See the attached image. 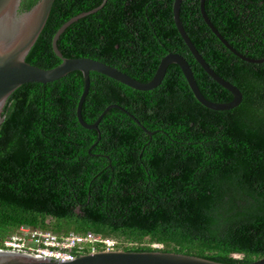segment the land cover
<instances>
[{
  "label": "trees",
  "instance_id": "trees-1",
  "mask_svg": "<svg viewBox=\"0 0 264 264\" xmlns=\"http://www.w3.org/2000/svg\"><path fill=\"white\" fill-rule=\"evenodd\" d=\"M173 1L106 0L71 23L57 49L64 58L97 60L142 83L163 56L178 53L207 100L231 101L179 36ZM102 3L55 0L25 61L42 69L60 64L51 47L56 31ZM199 7L200 0L181 1L183 28L210 68L240 90L241 103L226 111L205 108L175 64L150 91L90 72L82 119L93 124L116 104L140 123L111 108L95 131L76 117L81 72L21 85L1 113L0 249L24 225L59 236L89 232L125 251L226 264L264 257V62H245L226 49ZM204 8L237 52L264 57V0H205Z\"/></svg>",
  "mask_w": 264,
  "mask_h": 264
},
{
  "label": "water",
  "instance_id": "water-1",
  "mask_svg": "<svg viewBox=\"0 0 264 264\" xmlns=\"http://www.w3.org/2000/svg\"><path fill=\"white\" fill-rule=\"evenodd\" d=\"M55 0H0V123L3 120L1 113L9 95L18 87L27 83L47 84L57 81L67 74L78 71L83 76V92L80 95L76 107L78 123L85 129L98 131V125L111 108H117L129 115L138 125L140 123L127 111L116 104L108 105L98 116L93 124H87L81 116L82 105L90 87V72L102 74L136 91H150L158 87L165 76L169 65L175 64L181 70L193 96L205 108L214 111H226L236 108L242 101L240 90L232 83L224 80L216 74L203 59L188 35L180 20V5L182 0H174L172 16L176 30L188 48L194 60L202 70L219 86L228 91L232 100L226 103H217L207 100L200 92L192 69L187 60L178 53H168L160 59L153 77L146 83L139 82L118 69L89 58H64L57 49V40L61 33L79 18L96 12L103 3L85 13L73 17L64 23L54 34L51 47L55 55L61 60L60 64L51 69H42L25 61L29 50L41 33ZM205 0H200V13L204 23L216 36V38L235 56L245 62L260 64L264 57L252 59L237 52L218 32L205 12ZM143 131H146L141 126ZM151 135V132H147ZM100 136L98 137V140ZM95 145V144H94ZM0 264H226L214 262L197 256L172 253V252H134L125 250L98 251L82 254L70 261L38 260L20 254L17 251H0ZM236 264H264V257L248 263Z\"/></svg>",
  "mask_w": 264,
  "mask_h": 264
},
{
  "label": "built area",
  "instance_id": "built-area-1",
  "mask_svg": "<svg viewBox=\"0 0 264 264\" xmlns=\"http://www.w3.org/2000/svg\"><path fill=\"white\" fill-rule=\"evenodd\" d=\"M3 245L4 248L0 251H17L38 260L57 262L75 259L82 254L84 248L89 249L88 253L118 250L115 240L102 238L89 232L85 234L69 232L59 236L49 230L24 225L18 227L15 233L3 242ZM96 245L101 248L97 250Z\"/></svg>",
  "mask_w": 264,
  "mask_h": 264
},
{
  "label": "rangeland",
  "instance_id": "rangeland-1",
  "mask_svg": "<svg viewBox=\"0 0 264 264\" xmlns=\"http://www.w3.org/2000/svg\"><path fill=\"white\" fill-rule=\"evenodd\" d=\"M233 257L234 258H240V255L235 254V255H233Z\"/></svg>",
  "mask_w": 264,
  "mask_h": 264
},
{
  "label": "clouds",
  "instance_id": "clouds-1",
  "mask_svg": "<svg viewBox=\"0 0 264 264\" xmlns=\"http://www.w3.org/2000/svg\"><path fill=\"white\" fill-rule=\"evenodd\" d=\"M119 250V249H118ZM87 254V253H86ZM82 255V254H81ZM80 256V255H79ZM78 257V256H77Z\"/></svg>",
  "mask_w": 264,
  "mask_h": 264
}]
</instances>
